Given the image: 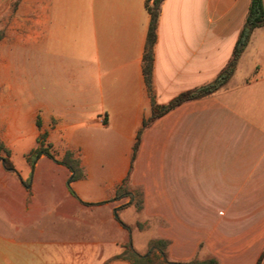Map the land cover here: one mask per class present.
I'll return each instance as SVG.
<instances>
[{
	"label": "crops",
	"instance_id": "1",
	"mask_svg": "<svg viewBox=\"0 0 264 264\" xmlns=\"http://www.w3.org/2000/svg\"><path fill=\"white\" fill-rule=\"evenodd\" d=\"M146 4L43 0L44 83L47 76L60 87L44 89L43 102L36 103L21 86L25 97L17 119L27 126L26 145L12 154L15 171L0 163V264H131L117 258L129 240L118 218L128 226L149 221L148 230L133 231V248L145 254L152 239L166 240L173 262L257 264L264 253V27L253 32L224 88L183 103L143 132L132 169L138 133L152 115L143 72ZM250 5L251 0L165 1L154 47L158 105L219 75ZM20 26L26 27L21 44L28 45L35 39L33 26ZM42 134L58 160L68 151L81 158L84 179L69 183L72 173L46 156L32 169L27 155ZM41 174L63 179L54 224L55 182ZM129 174L131 188L144 192V210L131 206L117 215L129 199L111 200ZM130 212L137 214L132 222ZM136 232L148 236L142 250Z\"/></svg>",
	"mask_w": 264,
	"mask_h": 264
},
{
	"label": "rangeland",
	"instance_id": "2",
	"mask_svg": "<svg viewBox=\"0 0 264 264\" xmlns=\"http://www.w3.org/2000/svg\"><path fill=\"white\" fill-rule=\"evenodd\" d=\"M24 6L25 10L21 12L20 9ZM42 6L43 0H0V145H2L0 157L11 162L12 154L16 153L20 146L25 147L26 145L22 133L24 134L27 126L22 124L20 117L17 119L18 113L22 112V102L25 97L21 86L27 87L36 103L43 102L44 89L48 92L49 89L54 90L60 87L58 81H50L47 76L44 83ZM25 23L32 25L35 33V39L28 45H22L20 40V37L26 33V27H18V24ZM41 177L45 182H55L50 189L52 194L50 220L54 224L60 217L54 205L60 200L63 179L53 178V175L48 174H41ZM10 181L14 182L15 178H10ZM20 199L26 200L23 194ZM126 216L132 222L137 214L130 212ZM33 217L36 218L37 215L33 213ZM131 227L133 231L143 232L150 228V224L149 221H138L135 226ZM147 238V234L135 233L138 249H143Z\"/></svg>",
	"mask_w": 264,
	"mask_h": 264
},
{
	"label": "trees",
	"instance_id": "3",
	"mask_svg": "<svg viewBox=\"0 0 264 264\" xmlns=\"http://www.w3.org/2000/svg\"><path fill=\"white\" fill-rule=\"evenodd\" d=\"M166 0H147V11L150 16V23L147 35V43L144 54L143 72L145 82L152 99V115L149 119L145 120L141 130L138 133L136 143L134 145V151L132 156V169L133 164L137 158L140 142L142 139L143 132L151 126L157 119L166 115L173 109L182 105L183 103L199 100L202 98L209 97L222 88H224L234 76L238 67L239 61L246 51L253 32L264 27V0H251L250 9L245 20L244 26L239 34L236 42L233 55L231 60L228 62L226 67L219 73V75L210 83L182 93L171 101L167 105H158L155 99V92L153 87V69H154V47L157 42V32L159 20L162 12V6ZM37 126L39 129L42 127L41 120L38 119ZM47 135L42 134L38 139L39 146L31 151L27 155V161L32 169L42 156L53 160L57 164L65 166L71 173L72 177L69 183L82 180L86 177L85 169L82 165L81 158L74 152L68 151L63 159L58 160L52 150V146L46 141ZM2 148V145H0ZM4 161L3 165L8 171H15L14 165L11 161L6 158H1ZM72 195L78 199L76 194L71 191ZM129 199V203L116 209V214L119 215L121 209L134 206L138 213L144 210V192L141 189L133 190L130 186V174L120 185L112 201H118L122 199ZM81 202V201H80ZM82 203V202H81ZM86 206H92L91 204L82 203ZM118 221L124 226L129 233V241L124 245V251L117 258L125 261H129L131 264H220L215 258H207L200 260L195 258L188 262H173L168 257V246L169 242L162 239H153L149 242L148 250L145 254H140L133 248L132 231L133 227L125 225L119 218ZM139 226V225H138ZM264 259V253L258 260L257 264H262Z\"/></svg>",
	"mask_w": 264,
	"mask_h": 264
},
{
	"label": "water",
	"instance_id": "4",
	"mask_svg": "<svg viewBox=\"0 0 264 264\" xmlns=\"http://www.w3.org/2000/svg\"><path fill=\"white\" fill-rule=\"evenodd\" d=\"M3 163H4V161H3Z\"/></svg>",
	"mask_w": 264,
	"mask_h": 264
}]
</instances>
